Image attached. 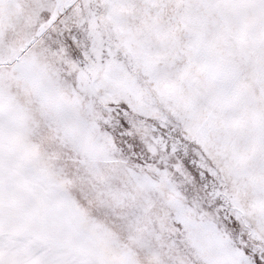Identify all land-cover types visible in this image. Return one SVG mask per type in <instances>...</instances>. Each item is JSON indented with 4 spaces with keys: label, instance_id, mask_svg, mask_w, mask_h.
Listing matches in <instances>:
<instances>
[{
    "label": "snow or ice",
    "instance_id": "snow-or-ice-1",
    "mask_svg": "<svg viewBox=\"0 0 264 264\" xmlns=\"http://www.w3.org/2000/svg\"><path fill=\"white\" fill-rule=\"evenodd\" d=\"M0 264H264V0H0Z\"/></svg>",
    "mask_w": 264,
    "mask_h": 264
}]
</instances>
